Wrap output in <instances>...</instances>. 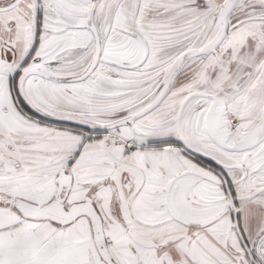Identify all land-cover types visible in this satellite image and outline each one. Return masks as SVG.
I'll use <instances>...</instances> for the list:
<instances>
[{
  "label": "snow or ice",
  "instance_id": "snow-or-ice-1",
  "mask_svg": "<svg viewBox=\"0 0 264 264\" xmlns=\"http://www.w3.org/2000/svg\"><path fill=\"white\" fill-rule=\"evenodd\" d=\"M0 264H264V0H0Z\"/></svg>",
  "mask_w": 264,
  "mask_h": 264
}]
</instances>
